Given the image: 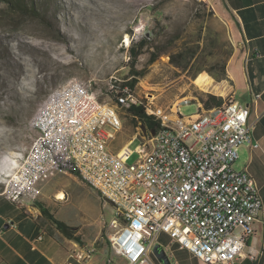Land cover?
Returning <instances> with one entry per match:
<instances>
[{
	"label": "built area",
	"instance_id": "built-area-1",
	"mask_svg": "<svg viewBox=\"0 0 264 264\" xmlns=\"http://www.w3.org/2000/svg\"><path fill=\"white\" fill-rule=\"evenodd\" d=\"M116 82L110 77L107 95L117 109L141 105L157 125L153 136L137 129L133 139L142 142L134 162H128L133 155L128 147L117 153L108 149L122 122L110 119L107 103L90 83L78 80L66 99L50 98L51 107L30 128V146L6 177L0 197L36 200L42 179L70 174L110 206L108 243L124 264H153L151 250L162 233L203 264H234L263 211L255 179L247 168L234 167L241 145L258 148L248 109L233 97L206 111L196 102L205 122H198V116L189 121L180 108L193 103L192 98L157 106L154 96L139 97L126 86L120 95ZM222 107H229V117H222ZM85 113H93V120L85 121ZM61 144H68V153H61ZM94 253V247L80 248L71 257L87 264ZM258 256L253 249L245 254L254 264Z\"/></svg>",
	"mask_w": 264,
	"mask_h": 264
},
{
	"label": "rangeland",
	"instance_id": "rangeland-1",
	"mask_svg": "<svg viewBox=\"0 0 264 264\" xmlns=\"http://www.w3.org/2000/svg\"><path fill=\"white\" fill-rule=\"evenodd\" d=\"M41 2L46 20L12 14L0 1V191L28 150L33 137L29 121L51 89L80 80L91 84L101 102L115 105L107 95L110 77L125 82L131 69H145L146 75L135 87L136 95H152L155 105L165 106L178 97L197 94L194 85L198 88L208 78L222 79L236 53L218 0ZM143 35H149L152 43L132 63L128 48ZM150 51L161 54L149 65ZM196 110V103H191L182 106L180 114ZM11 117L17 121H8ZM120 117L125 128L110 141L112 150L127 143L133 132L129 118ZM141 142L136 138L127 143L133 151L129 163L137 158L135 148ZM39 185L38 203L72 227L81 244L96 249L102 245L112 252L108 243L112 210L94 190L70 174L42 179ZM58 192L64 194L63 200L55 199ZM11 208L14 206L9 204L5 210ZM150 259L156 262L153 256Z\"/></svg>",
	"mask_w": 264,
	"mask_h": 264
},
{
	"label": "crops",
	"instance_id": "crops-1",
	"mask_svg": "<svg viewBox=\"0 0 264 264\" xmlns=\"http://www.w3.org/2000/svg\"><path fill=\"white\" fill-rule=\"evenodd\" d=\"M218 1L220 13L225 18L236 46V53L233 58L229 59L222 79L215 80L211 77L213 82L223 90V93L201 91L194 85L198 93L188 98H192L193 103H199L202 107L200 110L204 111L208 109L202 106L200 99H206L205 95L207 94L222 98V102L227 97H233L248 109V120L255 125L253 139L258 143V148L252 149L248 145H241L238 148V159L234 163V167L236 166L237 170L247 168L255 179L260 190L263 211L259 221L254 224L253 238L247 241L243 255L234 264H254L245 257V254L252 249L258 252L257 264H264V0ZM213 103L215 104H211L209 109L221 104ZM120 115L128 117L133 126L128 143L136 135L141 124L136 116L127 114L125 111ZM124 128L122 125L119 133H122ZM146 134H150L148 128H146ZM127 143L115 150L108 149L117 153L127 147ZM39 197L36 200L22 198L17 202H8L0 197V263L82 264L72 258L71 254L80 248L94 246H84L64 237L60 231L55 230L54 224L42 215L40 207L45 209L46 207L38 203ZM9 204L14 206L17 212L14 211V208L5 210ZM10 213H15L18 216L13 217ZM7 221L12 224H8ZM29 224L30 229L27 227ZM39 227L41 231L38 230ZM21 229L28 232L21 231ZM158 244L177 264H203L164 233L158 236ZM151 256L153 255L151 254ZM108 260H112L111 264L122 261L112 252L109 254L107 249L101 245L98 249L95 248V253L87 264H108ZM152 262L161 264L157 261Z\"/></svg>",
	"mask_w": 264,
	"mask_h": 264
},
{
	"label": "trees",
	"instance_id": "trees-1",
	"mask_svg": "<svg viewBox=\"0 0 264 264\" xmlns=\"http://www.w3.org/2000/svg\"><path fill=\"white\" fill-rule=\"evenodd\" d=\"M4 3L5 8L7 11H9L12 14L20 15V16H31V17H40L42 20L45 19L44 12H41V8H43L45 5L41 2V0H0ZM152 43L149 35H143L136 41H134L128 48L130 58H132V63L136 58L141 54L143 48L148 47ZM161 52L159 51H150L149 57L147 59V64H152L155 62L158 57L160 56ZM179 57L181 58V54H179ZM171 62L176 63L175 57L170 58ZM178 66V64H177ZM130 78L125 82H116V86L119 89L120 95L123 93L121 92L123 87L129 88L131 92H133L135 95V87L138 83V79L142 78L146 75V70H130ZM109 92V88L108 91ZM206 99H200V102L202 106L205 109H208L211 107V104L221 103L222 98L213 96L211 94L205 95ZM143 98V97H142ZM144 100V99H143ZM127 114H130L132 116H136L141 125H144L145 128H148L149 131H156L157 125L152 121L151 117H148L145 115L144 108L141 105H131L129 108L126 109ZM198 116V112L194 114H190L187 116L189 121H192ZM8 121L16 122L17 119L14 117L8 118ZM40 210L42 212L43 217L51 221L55 228H57L58 231L62 233V235L68 239L74 240L77 243H80V237L78 235H75L74 229L72 227L67 226L65 223L55 219L53 215H50L49 212L43 208L40 207Z\"/></svg>",
	"mask_w": 264,
	"mask_h": 264
},
{
	"label": "bare ground",
	"instance_id": "bare-ground-1",
	"mask_svg": "<svg viewBox=\"0 0 264 264\" xmlns=\"http://www.w3.org/2000/svg\"><path fill=\"white\" fill-rule=\"evenodd\" d=\"M128 42V40H127ZM78 87V80L68 81L58 87L51 89L42 103L40 104L38 110L36 111L33 118L29 121V128L36 127L47 112L48 108L51 107V97L55 99H66L71 93L75 92ZM198 89L206 92L223 93V90L213 82L211 78H208L201 83H198ZM106 115L113 119L115 122H121V117L117 105H110L107 103ZM222 117H229V107H222ZM93 113H85V121H92ZM198 122H205V115H198ZM61 153H68V144H61ZM55 199L63 200L64 194L58 192L55 195Z\"/></svg>",
	"mask_w": 264,
	"mask_h": 264
},
{
	"label": "water",
	"instance_id": "water-1",
	"mask_svg": "<svg viewBox=\"0 0 264 264\" xmlns=\"http://www.w3.org/2000/svg\"><path fill=\"white\" fill-rule=\"evenodd\" d=\"M140 129H141L142 134L145 135L146 134L145 126L141 125ZM150 134L153 136L154 131H150ZM151 254L156 259L157 262H159L161 264H170L166 251L159 244H155L153 246V248L151 250Z\"/></svg>",
	"mask_w": 264,
	"mask_h": 264
}]
</instances>
